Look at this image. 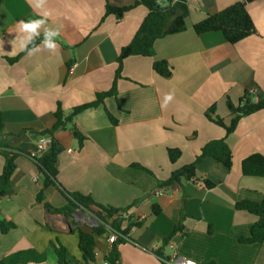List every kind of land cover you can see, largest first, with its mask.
I'll return each mask as SVG.
<instances>
[{
  "label": "crops",
  "instance_id": "1",
  "mask_svg": "<svg viewBox=\"0 0 264 264\" xmlns=\"http://www.w3.org/2000/svg\"><path fill=\"white\" fill-rule=\"evenodd\" d=\"M244 1L189 0L185 31L156 40L152 57L123 60L117 96L75 117L85 137L81 148L69 130L54 133L64 148L56 167L57 181L65 191L89 196L101 206L122 209L142 220L141 227L131 229L118 246V264H161L155 252L177 225L183 199L185 235L176 234L169 241L162 249L165 256L175 252L198 264H264V243L239 242L249 237L258 218L234 207L239 201L264 198V178L241 173L243 159L255 153L264 156V108L242 117L228 135L205 117L214 106L211 117L229 126L234 115L227 99L237 104L245 90L255 101L264 98V0L246 4L255 32L236 44L226 42L220 32L197 35L193 31V25L207 15ZM108 2L125 7L135 0ZM48 8L53 11L49 25L61 32L58 51L24 54L11 62L21 53L14 39L20 35L18 22L39 17L28 0H0L3 134L20 136L23 130L50 129L58 104L68 114L93 102L97 93L108 91L119 51L147 14L145 7L137 6L121 19L105 16V0H48ZM157 60L172 67L169 79L153 71ZM169 92H174V99L162 108ZM105 110L117 121L115 126ZM222 138L231 150V168L212 159L197 167V177L214 183L212 189L187 181L170 189L158 186L172 171L191 163L208 141ZM38 142L15 145L35 154ZM169 148L181 151L174 164L167 157ZM135 164L152 174L131 166ZM3 165L0 155V174ZM9 185L7 194L0 197V220L12 222L15 228L0 233V259L35 249L46 254L47 264H56L52 243L66 249L70 264H80L76 229L63 214L45 208L62 209L66 200L55 187L42 190L41 174L31 158L16 157ZM153 204L161 209L157 216L151 213ZM78 212L89 211H76L75 226L90 231L77 220ZM110 246L106 236L96 240L95 264L104 260Z\"/></svg>",
  "mask_w": 264,
  "mask_h": 264
},
{
  "label": "trees",
  "instance_id": "2",
  "mask_svg": "<svg viewBox=\"0 0 264 264\" xmlns=\"http://www.w3.org/2000/svg\"><path fill=\"white\" fill-rule=\"evenodd\" d=\"M188 1L189 0H162L158 2V0H135L133 5L113 7L108 0H105V16L114 15L117 19H121L125 14L137 6L145 7L147 9V14L143 18L131 41L119 51L117 68L111 88L108 91L97 93L93 102L74 107L68 114H65L61 109V106L58 104L54 113L55 123L50 129L42 131L29 129L21 132L20 136L33 134L46 136V149L42 152L35 154L24 152L20 150L17 145L12 143V139L20 136L3 134V118L0 112V155L4 158V165L0 174V197L5 196L9 191V181L15 169L16 157L25 155L31 158L41 174L42 190L51 186L55 187L66 200V205L62 209L52 210L48 205H45V208L50 212L63 214L66 219L70 220L71 226H74L76 229L78 235V249L81 253L80 264H95L96 240L102 236H106L107 238L108 235L105 225L111 226L112 229L118 233V236L115 242L110 246L107 255L104 257V261L108 264H118V246L126 241L122 236L128 237L131 229L141 227L142 220H136L134 217L129 216L124 222L122 218L115 217L119 212H124V210L104 207L95 203L89 196L65 191L57 181L56 167L58 157L64 151V148L56 140L54 133L57 130H69L72 137L76 140L78 147L81 148L85 137L76 127L74 122L75 117L87 109L96 108L102 105L106 98H115L117 96V83L121 79L123 60L131 56L152 57L153 44L156 40L185 31V21L189 15L187 7ZM254 1L255 0H245L244 2H237L216 14L207 15L203 20L193 25L194 33L201 35L211 32H220L225 41L229 44H236L244 40L255 32L253 22L246 10V4ZM41 39L42 37L38 38L36 43L39 44ZM24 54V52H21L18 56L12 59L11 62H15ZM152 69L161 78L169 79L172 76V67L167 61H154ZM226 106L234 115L229 126H226L220 118L211 117L215 112L214 106L210 107L205 112V117L209 122L223 128L228 135L234 131L237 122L242 117L258 112L264 108V98L255 101L252 94L245 90L237 104H233L230 99H227ZM105 113L110 123L115 126L117 121L108 113V111L105 110ZM193 136H191L190 139H192ZM167 157L169 162L174 164L181 157V151L176 148H169L167 149ZM205 159H212L228 170L231 168V150L226 143L225 138L208 141L200 149L199 154L195 156L191 163L172 171L169 177L165 181H161L158 186L170 189L175 183L187 181L192 182L193 184L199 183L203 188L208 190L212 189L215 186L214 183L208 179L197 177V167ZM131 166L152 174L150 171L139 165L135 164ZM241 173L248 177L264 178V156L255 153L243 159L241 162ZM41 193L38 196V201L41 199ZM234 207L236 210L248 212L258 218V221L251 227L249 237L240 238L239 242L245 244L264 243V198L261 202L248 200L239 201L235 203ZM77 210H86L95 214L100 220L99 225L90 231H84L76 227L73 216ZM160 212L161 209L158 205H151V213L153 216L159 215ZM185 218L183 199L177 225H175L172 233L168 237L162 239L161 249L155 252L159 260L168 258L164 255L162 249L168 245L169 241L176 234L185 235L182 224ZM14 228L15 225L12 222L0 220L1 234H6ZM50 248L53 251L56 264H70L64 247L51 243ZM45 262H48L46 254L39 253L35 249L15 251L0 259V264H45ZM160 262L161 264H164L162 261ZM207 264L215 263L210 262Z\"/></svg>",
  "mask_w": 264,
  "mask_h": 264
},
{
  "label": "clouds",
  "instance_id": "3",
  "mask_svg": "<svg viewBox=\"0 0 264 264\" xmlns=\"http://www.w3.org/2000/svg\"><path fill=\"white\" fill-rule=\"evenodd\" d=\"M28 3L37 12L39 18H30L18 22L17 29L20 35L14 39L18 42L19 51L24 52L29 57L35 56L42 51L56 53L59 49L58 41L61 37V32L58 28L49 25L53 11L48 8V0H28ZM41 35L42 39L37 44L36 41L41 38ZM173 99L174 92H169L165 95L161 107L166 108Z\"/></svg>",
  "mask_w": 264,
  "mask_h": 264
},
{
  "label": "built area",
  "instance_id": "4",
  "mask_svg": "<svg viewBox=\"0 0 264 264\" xmlns=\"http://www.w3.org/2000/svg\"><path fill=\"white\" fill-rule=\"evenodd\" d=\"M38 143H39L38 153H40L46 149V143L45 141H39ZM129 216L130 215L124 211V212H119L115 217L122 218L124 221V220H127ZM76 218L79 222H83L87 224L90 230L97 227L100 223L99 218L95 214L90 213V212H88L87 214H84L83 212H78ZM105 228L108 231L106 241L109 245H112L117 239L118 233L114 231L112 227L109 225H105ZM122 238L126 240V236H122ZM160 261H162L164 264H198L196 261L179 256L175 252H172L171 255L167 259H162V260L160 259ZM99 264H108V263L102 260Z\"/></svg>",
  "mask_w": 264,
  "mask_h": 264
},
{
  "label": "water",
  "instance_id": "5",
  "mask_svg": "<svg viewBox=\"0 0 264 264\" xmlns=\"http://www.w3.org/2000/svg\"><path fill=\"white\" fill-rule=\"evenodd\" d=\"M30 141H47L46 136H38V135H22L20 137L14 138L12 143L17 144L20 142H30Z\"/></svg>",
  "mask_w": 264,
  "mask_h": 264
},
{
  "label": "rangeland",
  "instance_id": "6",
  "mask_svg": "<svg viewBox=\"0 0 264 264\" xmlns=\"http://www.w3.org/2000/svg\"><path fill=\"white\" fill-rule=\"evenodd\" d=\"M233 103V102H232ZM233 104H236V103H233ZM190 137V136H189Z\"/></svg>",
  "mask_w": 264,
  "mask_h": 264
}]
</instances>
